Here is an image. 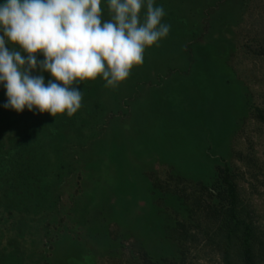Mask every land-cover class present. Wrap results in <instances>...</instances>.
I'll use <instances>...</instances> for the list:
<instances>
[{
	"label": "rangeland",
	"instance_id": "rangeland-1",
	"mask_svg": "<svg viewBox=\"0 0 264 264\" xmlns=\"http://www.w3.org/2000/svg\"><path fill=\"white\" fill-rule=\"evenodd\" d=\"M154 5L163 6L170 32L145 50L143 64L132 69L136 76L116 87H105L102 77L74 85L82 92L79 110L89 117L81 118L87 137L72 140L79 133L66 125L50 131L73 141L69 154L52 159L34 152L41 142L35 122L67 113L56 118L5 107L0 84L4 264L16 247L20 264H245L232 247L227 256L224 243L234 207L264 245V0ZM181 26L196 35L176 33ZM207 41L223 52L213 74L224 91L211 100L206 118L184 124L180 112L198 106L200 90L181 92L164 77L192 75L208 87L212 55L193 47ZM6 47L27 58L19 46ZM37 59L45 58L38 53ZM31 74H42L46 85L54 81L46 71ZM257 257L264 264V251Z\"/></svg>",
	"mask_w": 264,
	"mask_h": 264
},
{
	"label": "clouds",
	"instance_id": "clouds-1",
	"mask_svg": "<svg viewBox=\"0 0 264 264\" xmlns=\"http://www.w3.org/2000/svg\"><path fill=\"white\" fill-rule=\"evenodd\" d=\"M102 0H6L0 5V84L5 107L23 112L67 113L81 108L80 81L102 77L105 87L126 81L142 65L147 48L170 32L163 6L154 0H108L111 19L102 21ZM146 8L143 17L142 9ZM27 53V58L16 48ZM42 53L43 61L37 59ZM46 71L54 78L45 84Z\"/></svg>",
	"mask_w": 264,
	"mask_h": 264
},
{
	"label": "trees",
	"instance_id": "trees-1",
	"mask_svg": "<svg viewBox=\"0 0 264 264\" xmlns=\"http://www.w3.org/2000/svg\"><path fill=\"white\" fill-rule=\"evenodd\" d=\"M217 1L218 0H216V2ZM226 1H228V0H226ZM229 1L231 3L232 0H229ZM106 2H108V0H106ZM214 4L215 3L213 2L212 5H214ZM101 7H102V21L111 19L109 7L107 4H105L104 1H102ZM172 14H175V12H172ZM180 30H183V32L186 34H189V36L195 34V29L187 30V26H184V27L181 26V27L175 29L176 33H177V31H180ZM185 37H186V35L183 36L184 40H186ZM162 40H167V39L163 38L160 41L162 42ZM157 45H154V46H157ZM193 47L197 48V51L202 53V55L204 54L203 51H205L206 53L209 52V54L212 55L209 62L206 63V65L213 67L212 69L210 68V72L207 73L210 75H207V76L210 78V82H211L212 77L214 79H216L217 80L216 84L214 85V84L210 83L209 81H208L209 83H207V80H205L203 82L206 83L208 85V87H206V86L202 87L199 84V83H201V81H199V79L196 80L194 78V76L190 75V76H184L183 77V76H180L176 73H171L170 76H168L167 78L164 77L165 78L164 80H165V83L168 82L170 85H172L175 82H178L180 85L181 92L184 88L186 89V91H190V90L192 91V88H196V89L200 90L199 94L201 95V97H200V101H199L198 106L194 107V109H192L190 111H189V109L181 110V112H180L181 116H183V114H186V117L183 116L180 120L187 119L191 122H194L197 119H199L198 121L201 122L202 115L206 118V116L208 114L207 113L208 107L211 108V105H212L211 100L220 96L222 91H224V85L221 84V81L219 80L218 76H215L213 74V72L215 71V67L218 64L219 56L222 58V56H224V55H223L222 50L221 49L219 50L218 47L215 46V44L213 42H209V41H207L205 43H198L197 42L196 44L194 43ZM203 58H205V56H201V59H199L198 63L204 64L205 59H203ZM150 69H151V67H150ZM199 70H200L201 75H202L203 74L202 67H200ZM131 75L136 76L135 73H133L132 71H131ZM196 84H198V85H196ZM216 86H217V88H215ZM186 93L184 94L185 98L187 97ZM181 95H183V94H181ZM223 101H224V105L226 106L227 105L226 100L224 99ZM85 114H86L85 110L83 112L81 110H78L77 113H75L71 117H69L68 115H64V116H62V118H60V120L55 119V121L49 122L47 124L44 123V121H43V123L45 125L44 124L42 125L40 121H36L34 126L39 128V132H40L41 136H39L38 139H41V142L39 141L40 144L38 145L37 149L34 152L37 155L44 153L45 155H47L48 157H50L52 159L54 158V154L57 152H60V153L66 152L67 154H69L70 147L73 144L72 140H74V141L76 140L79 143V142H82L84 140V138L87 137V136H85V135H87L85 132L88 129L85 127V125H84L85 123L81 122L82 121L81 118H83V117L89 119V117H87ZM40 120H41V118H40ZM183 122L185 124V121H183ZM60 123H62V124H60ZM199 124H201V123H199ZM65 125L68 128L70 127L69 130L72 129V131H73L74 128L77 129V131L79 133V135H75V137L72 138V140H71L72 142L68 141L66 138H59L58 136H57V138H56V136L53 137V135H52V137H50V131L51 130H53V129L59 130L58 129L59 126L64 128ZM62 130H64V129H62ZM200 139H202V138H200ZM206 139H207V137L205 139H203V141L206 144L205 147L209 148L211 146V141L206 140ZM58 157H60V156L58 155ZM65 158H67V157H65ZM63 167H65V165ZM240 225L241 226L243 225V226L241 227ZM228 227L231 228L230 229L231 231H228L226 233V235H223L225 238L224 243L226 244L225 247L227 250L226 251L227 256L230 255V253H231L230 248L232 247L235 249V251H238L239 256L243 255L242 257H243V261L245 264H258L259 260L257 259L258 258L257 256L262 251H264V245H263V242L261 240L262 237L258 236L255 233L254 228H252L249 224L244 223L243 221H241L240 219L237 218V211H236L235 207L232 208L230 211V220L228 222ZM221 232H223V231H221ZM13 245L17 246L16 244H13ZM16 248H14V250H12L10 253H7V255L10 256V257H8L9 262L7 264H20V263H18L19 260L16 257H14L15 256L14 253L17 251ZM0 264H4V259L1 257H0ZM154 264H156V262H154Z\"/></svg>",
	"mask_w": 264,
	"mask_h": 264
}]
</instances>
